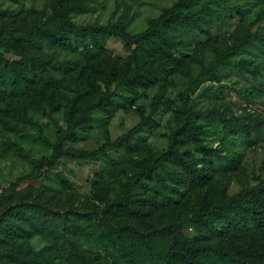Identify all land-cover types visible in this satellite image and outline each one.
<instances>
[{
	"label": "rangeland",
	"instance_id": "rangeland-1",
	"mask_svg": "<svg viewBox=\"0 0 264 264\" xmlns=\"http://www.w3.org/2000/svg\"><path fill=\"white\" fill-rule=\"evenodd\" d=\"M176 1L91 0L83 10L72 13L71 19L80 25L120 22L130 34H136ZM195 3L205 7L204 31L179 27L166 30L172 41L173 56L181 58L185 66L174 68L173 74L163 69L154 72L153 86L148 89L121 88L112 97L109 110H91L74 131V140L61 143L64 149L92 151L107 139L114 141L126 133L139 122L141 115H150L157 128L143 129L133 138L134 152L109 148L104 154L87 159L63 156L52 165L44 164L40 177L17 182L31 173L36 160L50 158L54 146L60 142L59 131L65 126L64 101L73 96L74 83H10L7 79L2 84L7 101H13V109L0 103V196L5 194L7 203H34L56 215L65 213L84 232L78 235L72 229H61L66 223L63 221L58 225L59 235L55 233L59 239L46 233L24 240L23 247H28L26 256L33 264H72L64 257L70 242L90 264H124L115 240L110 239L98 219L103 204L96 186L107 185L109 197H115L119 186L126 181L124 173L131 175L136 159L149 152L157 154L167 146L172 132L186 116L184 111L196 114L193 119L200 126L197 142L206 151L198 152L194 143L186 144L181 150L190 151L191 161L210 176V192L216 196L222 191L234 195L264 180V0H196ZM32 9L50 13L51 0H0V12L7 22L10 16L16 17L19 33L29 24L23 18L24 13ZM5 37L0 35V39ZM104 48L108 58L119 66L128 61L129 53L119 37L107 38ZM43 50L51 64L63 66L65 73L50 68L55 81L71 79L86 61L81 42L74 41L71 49L44 43ZM226 50L231 53H223ZM0 52L15 59L4 45L0 46ZM217 59L241 61L243 66L225 65L216 79L196 80ZM31 84L46 86L54 96L53 102L46 98L38 100L35 94H30ZM97 84L103 91L104 83ZM114 85L111 84L110 90ZM159 94L172 102L171 108L158 106L152 111L151 104ZM25 116L38 127L28 124ZM158 170L159 176L146 180V187L134 186L137 195H148L156 202V217L150 222L160 225L170 217L182 219L183 232L197 238L192 217L197 210L196 197L203 195L206 188L189 193L179 183L183 177L180 168L166 163ZM57 173L65 179V184ZM1 211L2 206L0 217ZM124 223L135 225L133 221ZM206 242L197 239L195 243ZM143 248L144 262L167 264L164 261L167 247L160 241L153 243L150 252ZM15 254L25 256L23 249Z\"/></svg>",
	"mask_w": 264,
	"mask_h": 264
},
{
	"label": "trees",
	"instance_id": "trees-1",
	"mask_svg": "<svg viewBox=\"0 0 264 264\" xmlns=\"http://www.w3.org/2000/svg\"><path fill=\"white\" fill-rule=\"evenodd\" d=\"M90 1L51 0L50 13L29 10L23 15L29 24L21 33L16 17L10 16L8 23L4 13L0 12V35L6 36L0 39V46L4 45L15 56V59L8 58L0 52V103H6L7 109H13V101H7L1 88L7 79L10 83H74L73 96L66 97L64 101L65 126L59 131L60 142L54 146L50 158L36 160L31 173L17 179V182L40 177L44 164L52 165L63 156L87 159L104 154L109 148L136 151L133 138L143 129L157 128L156 121L150 115H141L139 122L126 133L114 141L107 139L92 151L64 149L61 143L74 140V131L85 121L91 110H109L112 97L121 88L148 89L153 86L154 72L163 69L168 74H173L174 68L182 69L185 63L181 58L173 56L172 41L166 30L179 27L204 31V24L207 22L204 17L205 7L197 6L196 0H177L160 15L150 19L144 31L136 34H130L120 22L105 25L74 23L71 14L83 10ZM208 3L209 1L205 4ZM10 24H14V27ZM109 37H119L128 51V61L123 65L119 66L106 55L104 42ZM74 41L83 44L86 61L71 79L55 81L50 68L64 69L61 64H51L43 50V44L71 49ZM223 53L230 54L231 51ZM225 65L240 67L243 63L217 59L213 65L202 70L196 80L205 77L216 79ZM97 83H104L103 91ZM112 83L115 85L110 90ZM31 85L30 94H35L38 100L46 98L49 103L53 102L54 96L48 93L46 86ZM156 97L151 104L152 111L158 106L172 107V102L163 95ZM43 113L49 117L45 109ZM184 114L186 116L183 122L172 132L162 151L157 154L149 152L143 158L136 159L131 175L124 173L126 181L119 186L115 197H109L107 185L96 186L98 199L103 204L101 217L98 219L109 232L110 239L115 240L124 264H154L152 261H143L141 249L144 247L145 252H150L156 241L167 247L164 254L167 264H264V180L234 195L222 191L216 196L210 192V176L203 167L197 168L191 161L190 151L181 150L186 144L194 143L198 152L206 151L197 142L200 126L194 122L196 114L185 111ZM24 118L32 127H38L30 118ZM166 163L182 170L183 177L179 183L187 192L193 193L206 188L203 195L196 197L197 210L192 217L197 238H190L183 232L182 219L170 217L160 225L152 224L150 221L155 219L157 212L156 202L148 195H137L134 192L135 184L146 187V180L151 181L159 176L158 169ZM57 176L65 184V179L58 173ZM6 199L5 194L0 196V264H33L32 259L26 256L28 247H23V241L37 234L59 235V222L66 221L61 229H72L78 235L84 233L80 225H74L73 217L65 213L56 215L38 204L7 203ZM127 221H133L135 225L124 223ZM57 234L54 236L59 239ZM197 239L208 242L197 244ZM69 244L64 253L68 262L90 264L77 246L72 242ZM21 249L25 254L23 257L15 254V251Z\"/></svg>",
	"mask_w": 264,
	"mask_h": 264
}]
</instances>
